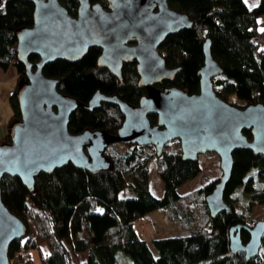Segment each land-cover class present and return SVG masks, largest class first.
Listing matches in <instances>:
<instances>
[{
    "label": "trees",
    "instance_id": "16d2710c",
    "mask_svg": "<svg viewBox=\"0 0 264 264\" xmlns=\"http://www.w3.org/2000/svg\"><path fill=\"white\" fill-rule=\"evenodd\" d=\"M61 2L70 13L77 14L78 0ZM169 3L188 13L194 23L189 29L168 35L162 43L160 52L167 65L181 68L172 81L164 80L158 86L177 85L190 93L199 92L204 43L210 38L211 53L223 68L213 78L217 93L228 101L236 94L244 103L230 102L242 106L264 102V43L254 41L264 29L259 27L264 0L253 8L246 0ZM34 11L31 0H0V66L15 65L18 81L26 75V65L18 59L17 31L33 25ZM100 53L101 48L93 46L77 61L58 58L44 66L47 76L58 79L59 90L79 101L70 115L71 132L89 128L115 134L123 124L125 115L116 103L102 101L94 108L87 106L96 91L117 95L133 105L147 93L146 87L139 85L136 61L123 64L120 79L98 65ZM29 59L36 62L38 56L31 54ZM16 91L10 97V123L21 118ZM149 118L152 123L158 121L155 113ZM244 132L252 138L251 130ZM10 140L9 132L0 141ZM104 153L111 160L109 169L94 173L69 162L52 172L41 171L34 190L18 175L2 176V199L27 227L26 235L9 246L11 264H29L30 248L40 250L43 264H264V241L250 262L243 250L233 252L230 247L232 226H252L249 218L253 206L264 204V154L234 150V166L224 194L229 207L212 217L206 195L220 176L193 191H180L203 171L200 158L184 159L181 148L164 149L158 155L152 143L121 141L110 143ZM152 164L163 183L161 195L152 189ZM156 208L163 209L181 231L151 239L140 236L136 220ZM241 237L248 241L249 231L242 228ZM43 244L49 252H43ZM83 252L86 258L77 263L74 254Z\"/></svg>",
    "mask_w": 264,
    "mask_h": 264
},
{
    "label": "water",
    "instance_id": "95a60500",
    "mask_svg": "<svg viewBox=\"0 0 264 264\" xmlns=\"http://www.w3.org/2000/svg\"><path fill=\"white\" fill-rule=\"evenodd\" d=\"M35 3L34 23L17 31V55L26 65V75L16 91L21 118L10 126V141H0V264H11L9 246L26 235L23 220L2 199L1 179L18 175L31 190L41 171L72 162L94 173L111 167L104 153L112 142L152 143L160 155L167 143L179 139L184 159H198L204 152L220 157L222 175L206 195L212 217L228 209L225 189L230 180L235 149H251L264 154V102L238 105L219 95L213 78L223 71L211 53V40L204 43L205 63L199 70L200 90L189 91L174 85L158 86L173 80L181 67H170L160 52L168 35L189 29V14L174 8L169 0H78L76 16L61 0H31ZM101 48L98 65L123 79V64L136 61L139 85L147 89L133 105L117 95L96 91L87 104L94 108L102 101L116 103L125 115L115 134L99 129L71 132V113L77 98L58 88V79L47 76L46 63L58 58L81 59L89 48ZM38 56L36 62L29 59ZM157 114L152 123L149 114ZM249 129L252 138L244 132ZM249 231L244 242L241 229ZM264 239V219L250 226L238 223L230 229L233 252L243 250L247 262L260 253Z\"/></svg>",
    "mask_w": 264,
    "mask_h": 264
},
{
    "label": "rangeland",
    "instance_id": "374dc122",
    "mask_svg": "<svg viewBox=\"0 0 264 264\" xmlns=\"http://www.w3.org/2000/svg\"><path fill=\"white\" fill-rule=\"evenodd\" d=\"M5 1V0H3ZM261 0H246L248 6L253 8L260 3ZM259 27L264 28V15L259 17ZM17 76L10 78L7 81H0V140H3L9 133L11 126V119L13 115V106L11 102V95L16 91L18 83ZM230 101L238 104L244 103V100L239 98L236 94H231ZM177 139V138H176ZM181 144L179 139H173L168 144V149L179 150ZM203 162V171L194 179L188 180L180 187V191L185 193L193 191L194 189L202 186L203 184L214 180L217 176L222 175V169L220 166V157L216 152H204L199 156ZM151 185L152 189L157 195H161L163 192V183L160 177L155 172V166H151ZM122 194H131L130 192H123ZM264 219V204L257 203L253 206L250 213L249 223H256L257 221ZM135 226L140 236L151 239L152 236L158 235H170V233L180 232V226L171 221L165 211L161 208L152 210L149 214L138 218L135 222ZM175 234V233H174ZM43 252H49V248L46 244L42 245ZM28 256L30 258L29 264H43L41 260L40 250L38 248H30L28 250ZM83 259V254H74V260L78 263Z\"/></svg>",
    "mask_w": 264,
    "mask_h": 264
},
{
    "label": "crops",
    "instance_id": "0c3cea01",
    "mask_svg": "<svg viewBox=\"0 0 264 264\" xmlns=\"http://www.w3.org/2000/svg\"><path fill=\"white\" fill-rule=\"evenodd\" d=\"M16 76L18 78V72L15 65H9L7 68H3L2 66H0V81H7L10 80V78H15ZM77 254H83L82 260H84L87 256L86 252Z\"/></svg>",
    "mask_w": 264,
    "mask_h": 264
},
{
    "label": "built area",
    "instance_id": "2783aa9c",
    "mask_svg": "<svg viewBox=\"0 0 264 264\" xmlns=\"http://www.w3.org/2000/svg\"><path fill=\"white\" fill-rule=\"evenodd\" d=\"M254 41L255 42H257V43H264V29H262L259 33H258V35L254 38ZM172 141V140H171ZM170 141V142H171ZM169 142V143H170ZM165 149H168V144L165 146ZM201 154H203V153H201ZM201 154H199V156L201 155Z\"/></svg>",
    "mask_w": 264,
    "mask_h": 264
},
{
    "label": "flooded vegetation",
    "instance_id": "af4514ba",
    "mask_svg": "<svg viewBox=\"0 0 264 264\" xmlns=\"http://www.w3.org/2000/svg\"><path fill=\"white\" fill-rule=\"evenodd\" d=\"M98 1H100L101 2V0H98ZM105 3H103V2H101L103 5H105V6H107L108 5V1L107 0H103ZM91 2L93 3V1L91 0ZM96 2V1H95ZM78 7H79V5H78ZM77 13H78V11H77ZM72 14V13H71ZM72 15H74V16H76L77 14H72ZM251 224H255V223H251ZM263 241H264V239H263ZM263 245V244H262Z\"/></svg>",
    "mask_w": 264,
    "mask_h": 264
}]
</instances>
